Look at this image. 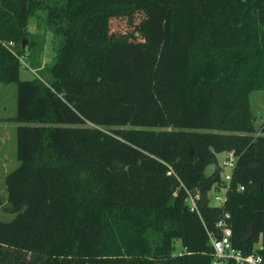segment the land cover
Returning a JSON list of instances; mask_svg holds the SVG:
<instances>
[{"label": "trees", "instance_id": "obj_1", "mask_svg": "<svg viewBox=\"0 0 264 264\" xmlns=\"http://www.w3.org/2000/svg\"><path fill=\"white\" fill-rule=\"evenodd\" d=\"M36 4L0 0L19 160L5 175L15 215L0 218V264H210L224 210L233 244L264 252V121L255 134L249 101L264 89V0H62L53 63L30 55L37 75L21 78L25 46L8 41L42 48L25 28ZM137 12L130 30L113 23ZM214 184L222 206L209 204Z\"/></svg>", "mask_w": 264, "mask_h": 264}, {"label": "rangeland", "instance_id": "obj_2", "mask_svg": "<svg viewBox=\"0 0 264 264\" xmlns=\"http://www.w3.org/2000/svg\"><path fill=\"white\" fill-rule=\"evenodd\" d=\"M58 6H62V0H37L35 8L26 17L25 28L30 34L40 40L43 36L42 48L38 50L40 43L35 42L32 44L31 36H24L25 44L20 41L9 42L10 47L17 52L21 46L24 51L19 54L21 62L20 77L30 78L36 76L37 67L31 65L30 55H36V61L39 62L40 67L51 65L54 61L56 51L53 47L54 31L52 29L53 20L61 19L58 17ZM143 19V14L137 12L134 14L132 21H126L125 18H116L114 22L118 25L130 30L133 28V22L138 23ZM28 45V46H27ZM249 101L253 114V124L255 127V134L259 133V126L264 121V89H252L249 93ZM16 112V84L14 82L0 81V218L7 220L15 215V212L6 209L7 204V191L5 185L6 173L13 169L19 162L16 156V125L17 121L13 120ZM218 162L221 163L224 157V152H217ZM213 165L209 164L205 168L206 173H211ZM222 170L221 176L224 174ZM257 243L256 245H258ZM182 250L180 239H174V251Z\"/></svg>", "mask_w": 264, "mask_h": 264}, {"label": "built area", "instance_id": "obj_3", "mask_svg": "<svg viewBox=\"0 0 264 264\" xmlns=\"http://www.w3.org/2000/svg\"><path fill=\"white\" fill-rule=\"evenodd\" d=\"M235 160L236 155L233 150L224 152V157L220 163L222 170L226 169L222 175L224 180L230 179ZM207 195L209 204L222 206L226 200V185H212ZM198 200L199 192L187 189L185 202L189 209L198 211ZM228 217L229 212L224 210L215 223L217 233L209 232V242L212 247L210 264H264V252L259 251L257 246L250 251H245L233 244L231 239L232 229Z\"/></svg>", "mask_w": 264, "mask_h": 264}, {"label": "water", "instance_id": "obj_4", "mask_svg": "<svg viewBox=\"0 0 264 264\" xmlns=\"http://www.w3.org/2000/svg\"><path fill=\"white\" fill-rule=\"evenodd\" d=\"M22 44L23 45L25 44V41L24 40H22ZM252 233H253V224L250 223L249 226H248V228H247V230L245 231L242 239L243 240H247L252 235Z\"/></svg>", "mask_w": 264, "mask_h": 264}]
</instances>
